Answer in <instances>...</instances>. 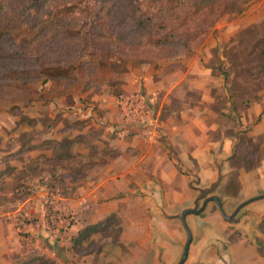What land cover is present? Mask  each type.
Returning a JSON list of instances; mask_svg holds the SVG:
<instances>
[{"label": "rangeland", "instance_id": "rangeland-1", "mask_svg": "<svg viewBox=\"0 0 264 264\" xmlns=\"http://www.w3.org/2000/svg\"><path fill=\"white\" fill-rule=\"evenodd\" d=\"M194 55L232 89L237 112L242 100L263 94L264 0H0V205L10 210L21 205L12 226L21 250L12 264L55 261L47 247L60 246L58 234L70 228L88 235L77 238L78 252L119 238L122 228L114 215L79 223L80 207H68L66 198L116 156L103 137L114 135L111 123L123 83L138 84L140 71L171 70ZM220 101L221 109L227 107ZM237 112L228 117L221 110L226 120H220L227 130L238 125L239 134L225 167L228 176L217 189L227 213L242 198L239 170L264 156V133L250 136ZM66 137L75 140L55 143ZM110 194L104 191L103 198ZM144 207L136 203V212ZM207 210L190 217L198 219L191 227L197 237L204 228L218 229L205 220L218 216L227 225L224 251L242 235L239 224L248 218L227 223L214 202ZM151 222L159 225L150 219L149 228ZM257 226L264 234V221ZM255 246L264 253V235L255 237Z\"/></svg>", "mask_w": 264, "mask_h": 264}, {"label": "crops", "instance_id": "crops-1", "mask_svg": "<svg viewBox=\"0 0 264 264\" xmlns=\"http://www.w3.org/2000/svg\"><path fill=\"white\" fill-rule=\"evenodd\" d=\"M137 80L138 84L123 83L118 98L120 107L111 123L114 135L103 137L116 150L115 158L99 165L93 173L98 176L79 185L80 190L66 198L68 207H80L77 210L79 223L85 218V223H97L114 215L122 228L119 238L116 241L105 238L97 250L78 252L71 239L80 229L74 232L70 228L63 236L58 234L60 246L47 247L55 254V264H157L152 244L155 235L157 243L167 248V257L178 252L184 239L183 231L176 227L178 222L165 220L156 213V205L161 203L167 212L176 213L193 201L196 191L189 185L190 176L179 170L177 162L195 172L199 184L206 186L215 178L213 156L225 157L231 152L236 125L233 131L227 130L221 127L220 120H226L221 110L229 113L228 117L233 110L229 109L223 78L214 73L213 68L194 55L183 58V65L171 70H164L163 66L140 71ZM220 99L227 107L220 108ZM169 101L174 104L169 113L161 117ZM239 113V124L245 121L250 136L264 133V93ZM228 163L229 160L226 166ZM238 180L241 185L238 194L242 195L239 201L264 192V156L255 166L240 169ZM139 190L143 192H137ZM104 191L111 193V199L103 198L108 197L103 195ZM138 202L145 206L141 213L135 209ZM20 207L10 210L0 205V264H12V255L21 250L16 240L17 229H12L19 220ZM249 208L259 216V221L249 224V219L248 222L243 220L239 224L243 227L242 235L224 251L220 250V245L227 237L223 230L227 225L214 214L207 216L205 220L219 228H204L198 237L195 228L191 255L194 257L199 249L206 248L202 264L217 261L264 264V255L259 254L255 246V237L264 235L257 226L264 221V199ZM148 219L159 220V225L151 222L149 228ZM190 221L198 222L197 216ZM219 252L222 257L218 256Z\"/></svg>", "mask_w": 264, "mask_h": 264}, {"label": "water", "instance_id": "water-1", "mask_svg": "<svg viewBox=\"0 0 264 264\" xmlns=\"http://www.w3.org/2000/svg\"><path fill=\"white\" fill-rule=\"evenodd\" d=\"M237 129L238 125H236L234 142L230 154L225 157L213 156V163L216 167V173L214 180L210 181L208 185L201 186L199 184L200 181L197 174L191 170L184 169L177 162L179 170L190 176L189 185L196 190V194L193 198L191 206H188L176 213L167 212L164 209L163 203L156 205V213L160 217L168 221L179 220L184 231V239L180 249L170 257L166 256L167 248L157 243V237L155 235L152 240V244L156 249L155 260L157 261V264H202V255L206 248L199 249L198 253L194 257L190 252L191 244L194 240V231L191 227L190 217L199 215L206 211L212 202L216 204L222 219L227 223L232 221L237 223L243 216H246L250 220L249 224H254L255 222L259 221V216H255L251 212L249 206H251L254 202L264 199V192H259L239 201L231 213L226 212L224 208V200L217 193V189L222 186L223 182L228 176V171L225 169L226 162L235 153L237 143L239 142Z\"/></svg>", "mask_w": 264, "mask_h": 264}, {"label": "trees", "instance_id": "trees-1", "mask_svg": "<svg viewBox=\"0 0 264 264\" xmlns=\"http://www.w3.org/2000/svg\"><path fill=\"white\" fill-rule=\"evenodd\" d=\"M212 68V67H211ZM227 88V87H226ZM227 91H228V101H229V109H231V110H233V112H237L236 111V104H235V101H234V99H233V97H232V95H233V91H232V89H230L229 90V87L227 88ZM259 98H260V95L259 96H257V97H255V98H253V100H251V99H247V100H242L241 101V104H242V108H241V110H243V109H245L246 107H248L252 102H255V101H258L259 100ZM237 114L239 115V118H240V113L239 112H237ZM67 140V142L68 143H73L74 142V140H75V138H69V137H66V138H62V140H60V141H58V142H56L55 141V143H57V144H62V141L63 140ZM87 168V167H86ZM86 170H88V169H86ZM84 173V172H83ZM80 237H82V239H84V238H88V235H84L83 234V231L82 230H80L79 232H78V234L76 235V236H74L72 239H71V241H72V246L73 247H75V245L77 244V245H79L80 243H82L79 239H77V238H80ZM89 251L91 250V248L90 249H88ZM88 250H83V251H88ZM259 254H261V255H264V253H261L260 251H259ZM43 258H45L44 259V261L42 262V264H55V261L53 260V259H51V258H47V257H43Z\"/></svg>", "mask_w": 264, "mask_h": 264}, {"label": "built area", "instance_id": "built-area-1", "mask_svg": "<svg viewBox=\"0 0 264 264\" xmlns=\"http://www.w3.org/2000/svg\"><path fill=\"white\" fill-rule=\"evenodd\" d=\"M56 216H57V215L55 214V219H56ZM50 218H51V219H54V214H53V213L50 214Z\"/></svg>", "mask_w": 264, "mask_h": 264}]
</instances>
